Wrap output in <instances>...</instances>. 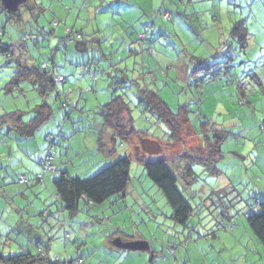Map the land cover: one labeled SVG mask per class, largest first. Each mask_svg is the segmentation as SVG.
Segmentation results:
<instances>
[{
    "label": "rangeland",
    "instance_id": "rangeland-1",
    "mask_svg": "<svg viewBox=\"0 0 264 264\" xmlns=\"http://www.w3.org/2000/svg\"><path fill=\"white\" fill-rule=\"evenodd\" d=\"M31 3L38 6L24 12V26L0 15L4 30L0 36L13 53L0 55V115L20 110L29 118L41 103L30 80L10 94L4 92L16 64H21L18 45L24 35H36L38 43L36 48L26 40L24 61H52L64 80L57 85L62 93L58 98L57 91L47 95L52 117L31 140L16 145L14 138L0 136V254H18L27 244L35 248L33 231H28L34 230L33 220L39 232L35 241L43 247L48 243L53 264H64L67 256L78 264V254L97 264H264V246L245 216L248 208L256 210L255 199L264 198V0H28L20 10ZM238 20L245 22L249 34L244 51L230 34ZM151 26L153 31L145 34L151 42L140 44L139 33ZM67 28L82 33L86 51L78 52L72 45L57 49L58 36ZM220 46L235 52L228 72L219 70L215 81L201 82L202 73L189 79L190 66L199 58L217 56ZM143 89L157 90L172 112L179 106L189 111V122H181V138L173 143V152L164 148L170 138L164 123L139 101ZM119 95L130 104L134 126L147 130L159 139L157 143L143 138L124 145L117 141L111 155L99 148L97 139L107 145L111 131L103 124L98 105ZM65 96L71 112L63 123L60 100ZM58 126L65 135L50 151L48 162L70 176L88 178L118 157L131 156L124 198L112 203L113 197L93 207L81 201L75 216L61 210L54 194L55 177H50L56 172L45 171L44 181H35L43 172L39 160L48 146L45 136L55 135ZM70 127L85 131L68 137ZM214 128L228 135L221 144L222 158L216 162L217 170L211 164L193 165L197 177L184 196L193 206L200 203L202 210L184 229L171 218V206L135 154L148 158L167 154L169 164H180L183 160L174 154L200 147L199 138L209 137ZM22 175L26 182L19 181ZM221 214L225 228L216 227ZM115 228L122 231L113 235ZM116 236L146 241L149 250L117 248ZM56 257L59 262H54Z\"/></svg>",
    "mask_w": 264,
    "mask_h": 264
},
{
    "label": "trees",
    "instance_id": "trees-1",
    "mask_svg": "<svg viewBox=\"0 0 264 264\" xmlns=\"http://www.w3.org/2000/svg\"><path fill=\"white\" fill-rule=\"evenodd\" d=\"M27 2L28 0H25L16 10L8 11L0 0V15H5L6 21L14 23L17 27L24 26V24L27 23V21H24V12L30 11L34 6H38V3H33V5L31 3L29 7L24 6V8L20 10V6ZM0 30L3 35V28L0 27ZM152 31L153 27L151 26L145 27L143 32L139 33L138 41L140 44H144L145 42L149 44L151 42L147 39L145 34ZM44 33L45 32L38 33V35H43ZM230 34L238 38V48L241 47L244 51L247 48L249 35L245 22L241 20L234 21ZM33 36L36 35L28 33L24 35V39L20 41L18 47L21 64H16L17 69L4 86V92L10 94L12 91L19 89L21 82L30 80L31 83L35 85L36 91L41 97V103L36 106L33 116L29 118H24V114L20 110L8 111L0 115V133L7 137H15L14 141H18L19 139L25 141L32 138L41 126L52 117L53 110L51 105L46 101L47 95L50 92L57 91L55 96L58 98V96L62 94L59 92L57 85L64 80V77L61 76V80L56 82L52 79L51 76L56 73L55 70L57 69L52 61L50 63L41 61V63L38 64L34 61L31 63L24 61V59H26L25 53H28L27 50L29 49L26 40H31L33 46L37 48L38 43ZM82 37L83 35L80 31L74 32L72 28H67L66 32L62 30V33L59 35V47L65 49L72 45L78 52H84L87 50V42L82 40ZM92 41L93 40H91V42ZM59 47H57V49H59ZM225 47H217L219 48L216 53L217 56L199 58L197 64L191 65L189 79L196 78L198 74L202 73L198 76L201 82L209 79L215 81L220 75L218 73L219 70L223 69L225 72H228L232 66L231 62L234 59L235 52L233 53V51H230L229 46L227 49H225ZM0 55L7 57L13 56L11 45L4 42L1 36ZM209 58H213L212 62L209 61ZM219 58L221 59L219 60ZM48 64H50V67ZM41 66H46V68L49 69L44 71L41 69ZM115 98V100L112 98L111 102L98 105L100 107L98 112L102 115V122L109 128L111 134L110 141L109 143L107 142V145L101 143L100 137L97 140H99V148H103L104 152L106 151L108 155H111L115 151V144L117 141L120 145H124L125 143L131 142L133 138H143L142 140H144L148 136H151L147 130L139 129L134 126V118L131 115L129 102L120 95L115 96ZM67 101L68 99L66 96L64 100H60V106L65 112L63 123L69 120V113L71 112ZM139 101L144 102V110L151 112L157 119L164 123L167 130L166 136L170 137L164 148H170V151L173 152V143L181 138V122L184 120L189 122L188 109L185 106H179L176 112H172L167 103L159 97L158 91L151 89H143ZM243 102L245 101L243 100ZM73 127L75 128V126ZM5 129L6 131H4ZM83 129H73L70 127V134L68 137L73 136L72 133L84 132L85 130L83 131ZM217 130L218 129L214 128L209 137H207V135H204L202 138L200 137V147L187 150L181 154H174L176 157L183 160V163L180 164L174 162L169 164L170 160L167 154H160L154 158L145 157L144 153L135 154V158L142 162L146 176L157 186L167 203L171 206V218L175 223L184 227V229L190 226V220L194 218V214H199L202 210V205L200 203L193 206L184 196L185 190L188 189L187 187H189L197 177L193 165L200 164L206 166L211 164L213 169L217 170L216 162L222 158L223 151L221 150V144L228 135H226L224 131ZM99 133L102 135L103 131H99ZM57 134L59 138L56 141H52ZM64 135L61 127L58 126V131L55 135L47 134L45 136L48 146L39 162L46 155L50 157V151L55 150V145L58 144L57 141L64 138ZM157 148H159V146ZM130 164L131 156L124 155L113 160L96 174L88 178L70 176L67 170L57 169L54 165L55 168L53 171L56 172V175L51 176L55 177L53 180L54 194L61 210L68 212L70 216H75L80 211L79 203L81 201L86 206L93 207L109 201L113 197H116V199L113 200L112 203L121 200L126 196V190L130 182ZM44 175L45 171L43 170L41 174L35 176V181H44ZM179 181H181L184 186L181 187L180 184H178ZM255 201L256 210L254 208H248L245 211V216L250 230L256 236L259 243L264 246V198H258V200L255 199ZM40 213L41 211L39 214ZM223 213L227 215V218L231 217L227 214V211L225 212L223 210ZM220 217L221 218L216 222V227L225 228L224 217H222V214ZM230 219H232V217ZM231 225L232 224H229L230 227ZM192 228H194V226ZM114 230L113 235H115L116 232L122 231L116 228ZM65 237L69 238L70 236L69 234H65ZM128 237L133 238V236ZM120 239L124 240L121 236ZM47 246L48 244H46L45 247L39 248L36 254L25 251L7 257L0 254V264H53V262L48 259ZM171 248L172 247H169V249ZM86 257H88V255L83 256L82 254H78L76 258L78 264H90L87 263ZM66 259L64 264H74L72 258L69 259L66 257ZM59 260L60 259L56 258L54 262H59Z\"/></svg>",
    "mask_w": 264,
    "mask_h": 264
},
{
    "label": "crops",
    "instance_id": "crops-1",
    "mask_svg": "<svg viewBox=\"0 0 264 264\" xmlns=\"http://www.w3.org/2000/svg\"><path fill=\"white\" fill-rule=\"evenodd\" d=\"M97 27V26H96ZM97 29H98V27H97ZM59 37V36H58ZM58 47H59V45H58ZM60 48V47H59ZM131 50H132V48H131ZM22 54H23V52H22ZM123 70V69H122ZM122 70H120L121 71V75H125V73H124V70L122 71ZM243 94V93H242ZM244 95V94H243ZM246 96V95H245ZM70 129V128H69ZM1 130V129H0ZM65 134V133H64ZM0 136H1V133H0ZM12 138H15V137H13V136H11ZM147 138H149V139H151V140H153V141H147ZM146 139H144L145 140V142L146 143H153V144H155V142L157 143L158 141H159V139H156V138H154V136H148ZM27 140H31L30 138L29 139H27ZM21 142H23L22 140H18V141H15V143H16V145H18L19 143H21ZM24 143H25V141H24ZM26 144V143H25ZM11 149H13V146H12V148ZM22 150L25 152L26 151V145L24 146V147H22ZM237 155L238 156H240V158L241 159H244V156L243 155H241V154H239V153H237ZM51 178H53V176H50ZM32 221L33 220H31V223H30V225H31V227H33L34 228V230H31V229H29L28 231H30V232H32L33 231V234L31 235V241L34 243V246H35V248H30V245L29 244H27L26 246H20V250H21V252H23V251H25V252H29V253H31V254H36L37 252H38V249L39 248H41V247H43V246H39V242H36L35 241V239H36V237L38 236V230H37V228L36 227H34V225L32 224ZM11 227V225H10V223L9 224H7V228H10ZM35 228H36V230H35ZM30 241V242H31ZM125 241H128V242H131V241H129V240H122V239H120V237H117V239L115 240V242H114V245H116V247L117 248H126L124 245L126 244V243H128V242H125ZM133 241V240H132ZM142 244L141 245H143L142 246V248L141 249H137V250H149V244L146 242V241H143V240H139ZM48 244V243H47ZM145 245V246H144ZM45 247V246H44ZM127 249H129V248H127ZM132 250H134V249H132ZM47 256H48V252H47ZM68 257V256H67ZM56 258H58L59 259V257H56ZM91 258H89V259H87V263H90V264H97V263H93L92 262V260H90ZM90 261V262H89Z\"/></svg>",
    "mask_w": 264,
    "mask_h": 264
},
{
    "label": "water",
    "instance_id": "water-1",
    "mask_svg": "<svg viewBox=\"0 0 264 264\" xmlns=\"http://www.w3.org/2000/svg\"><path fill=\"white\" fill-rule=\"evenodd\" d=\"M1 1L5 9H7L8 11H13V10H16L18 6L21 3H23L25 0H1ZM141 244L142 243L140 241H131V242L126 243L124 246L129 249L137 250V249L142 248L143 245Z\"/></svg>",
    "mask_w": 264,
    "mask_h": 264
},
{
    "label": "built area",
    "instance_id": "built-area-1",
    "mask_svg": "<svg viewBox=\"0 0 264 264\" xmlns=\"http://www.w3.org/2000/svg\"><path fill=\"white\" fill-rule=\"evenodd\" d=\"M56 73L52 74V79L56 82V81H60L61 80V76H59L57 74V71H55ZM59 138V135L57 134L54 139H52V141H56ZM50 160V157H48L47 155L40 161V164L42 165V169L44 171H53L55 166L54 164L51 165V163H49L48 161ZM41 179V178H39ZM19 181L20 182H26L27 178L25 175H22L19 177ZM172 251V250H171Z\"/></svg>",
    "mask_w": 264,
    "mask_h": 264
}]
</instances>
